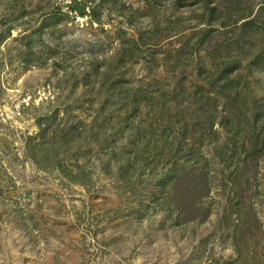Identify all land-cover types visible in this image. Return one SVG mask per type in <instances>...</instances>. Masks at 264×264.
I'll return each mask as SVG.
<instances>
[{
  "label": "rangeland",
  "instance_id": "obj_1",
  "mask_svg": "<svg viewBox=\"0 0 264 264\" xmlns=\"http://www.w3.org/2000/svg\"><path fill=\"white\" fill-rule=\"evenodd\" d=\"M146 1L77 0L87 11L80 16L69 8L74 0H0V264H264V149L229 162L234 143L218 124V136L188 133L183 141L194 155L179 165L177 146L168 144L136 157L138 148L125 147L124 126L80 149L72 140L60 148L54 135L101 112L85 71L95 59L104 69L123 35L141 40L143 32L153 37L151 49L177 48L209 26L201 0H182L174 10L176 0H162L156 13ZM208 5L217 8L213 29L232 30L213 33L216 40L240 34L228 25L232 7L264 24V0ZM248 36L242 45L264 53V36ZM170 67L137 57L116 72L136 83L157 77L175 85L183 76L191 86L193 67ZM246 76L264 97V69ZM40 121L53 124L46 137ZM31 136L39 153L29 152Z\"/></svg>",
  "mask_w": 264,
  "mask_h": 264
},
{
  "label": "trees",
  "instance_id": "obj_2",
  "mask_svg": "<svg viewBox=\"0 0 264 264\" xmlns=\"http://www.w3.org/2000/svg\"><path fill=\"white\" fill-rule=\"evenodd\" d=\"M181 1L176 0L177 6L173 10L177 9ZM201 1L208 6V11H211L206 21L201 20L209 26L194 32L185 45L177 48L151 49L148 45L153 38H150L151 35L144 37L141 32V40L124 38L123 35L121 47L111 55V60L106 62L104 69L99 68L101 64L98 59L93 61L96 68L85 71L84 81L102 100L101 112L92 123L78 120L62 128L58 127L54 135L60 139V148L70 149L69 142L73 141L80 142L76 145L80 149L83 143L100 138L109 139V136L115 135L124 126L128 130L125 147H133L135 150L138 148L136 157L142 155V159H147L145 157L152 149L156 152V148L162 144L164 150L165 144H168L172 148L177 146L176 152L180 154L175 161L179 165L182 158L189 159L194 155V150L186 147L183 141L188 133L200 136L216 133L218 136L215 128L218 124L234 143L229 150L232 151L229 154V162L236 156L248 158L264 149V97L259 96L246 76L253 68L264 69V53L242 45V39L249 40L248 34L251 31L264 36V24L257 23L258 16L252 17V13L246 9L240 6L232 7L227 13H231L229 18L232 20L228 25H232L233 31L240 29L241 31L238 30L240 34L238 37L225 35L224 40H216L213 33H230L232 30L213 29L211 24L215 20L214 13L217 8L208 5L210 0ZM74 2L77 5L71 3L69 8L80 16L87 15L86 6H79L77 0ZM146 2L149 10L156 13V4L162 0ZM92 19V22L100 25L103 23L102 17L95 11L92 13ZM220 23L223 24L222 28L226 27L225 21ZM254 26L257 28L253 29ZM31 36L27 35L25 38L30 39ZM207 38L209 45L203 47ZM202 52L205 54L202 55ZM241 55L242 58L248 59L247 66L243 65ZM137 57H142L152 66L163 61L171 66L172 70H176L177 67L183 68L182 73L187 67H193L197 75L189 87L186 77L183 76L175 85L164 83L157 77L149 83H136L116 72L122 65ZM242 69L246 72L242 73ZM40 125L38 134L46 137L53 124L43 127L45 123L40 121ZM204 130H207L206 133ZM171 134L173 136L169 140ZM244 134L249 136V139H244L239 145L240 137ZM34 137H30V153L33 150L35 152L40 150L37 149L39 144L32 141ZM159 140H164V144ZM244 223L243 220L241 225L246 228L245 225L249 222ZM240 246V243L239 245L237 243V251L242 255L243 249ZM238 261L236 259L223 264H240Z\"/></svg>",
  "mask_w": 264,
  "mask_h": 264
}]
</instances>
